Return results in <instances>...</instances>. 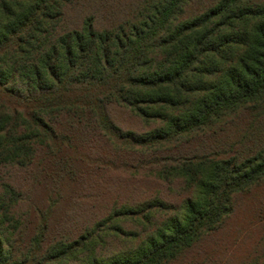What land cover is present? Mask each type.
<instances>
[{"label":"trees","instance_id":"16d2710c","mask_svg":"<svg viewBox=\"0 0 264 264\" xmlns=\"http://www.w3.org/2000/svg\"><path fill=\"white\" fill-rule=\"evenodd\" d=\"M40 158L70 175L86 164L71 212L84 224L48 238L35 223L25 244L8 191L0 264H173L200 249L264 182V0H0V166ZM125 173L160 188L116 198Z\"/></svg>","mask_w":264,"mask_h":264},{"label":"rangeland","instance_id":"374dc122","mask_svg":"<svg viewBox=\"0 0 264 264\" xmlns=\"http://www.w3.org/2000/svg\"><path fill=\"white\" fill-rule=\"evenodd\" d=\"M126 118L135 123L133 119L127 116ZM82 156L81 154L73 157ZM38 162L36 168L32 166L24 171L17 170L16 167L0 166V203L10 202L8 191L17 193L22 199L21 204L13 207L12 213L20 220L28 214L22 226L23 232L20 234L25 244L33 237L35 223L46 224L48 238L59 232L62 227L69 235L77 237L78 229L84 222L80 216H74L71 212L78 207L75 204L81 196L82 186L74 184L73 181L79 180L80 166L82 170L87 171L86 164L82 162L76 173L70 175L63 169L59 171L54 166L55 162L50 164L44 158H40ZM122 175L120 174L121 181L118 180V175L112 179L115 188L113 196L116 195V198L119 195L123 198L135 197L137 194L145 196L146 192L155 190L156 186L160 188L154 179L144 180L141 177L138 182L132 184L131 174ZM109 177L111 179V175ZM35 210L46 214L37 221ZM63 223L67 224L62 226ZM186 263L264 264V182L254 187L248 194L235 199V211L221 231L205 240L200 249L189 252L186 257L173 264Z\"/></svg>","mask_w":264,"mask_h":264}]
</instances>
